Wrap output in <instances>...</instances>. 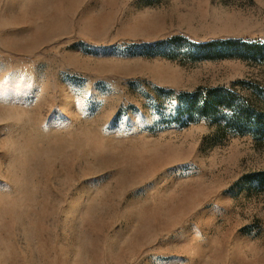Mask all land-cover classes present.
Segmentation results:
<instances>
[{"label": "rangeland", "instance_id": "rangeland-1", "mask_svg": "<svg viewBox=\"0 0 264 264\" xmlns=\"http://www.w3.org/2000/svg\"><path fill=\"white\" fill-rule=\"evenodd\" d=\"M263 111L264 0H0V264H264Z\"/></svg>", "mask_w": 264, "mask_h": 264}, {"label": "trees", "instance_id": "trees-1", "mask_svg": "<svg viewBox=\"0 0 264 264\" xmlns=\"http://www.w3.org/2000/svg\"><path fill=\"white\" fill-rule=\"evenodd\" d=\"M226 99V98H225ZM224 98L221 99V101L218 99V102H224L225 101ZM212 106V104L210 105ZM211 109H213V107H211ZM214 110V109H213ZM256 122L255 124H263L264 123V111L263 112H258V114L256 115ZM262 184L264 185V176L261 179Z\"/></svg>", "mask_w": 264, "mask_h": 264}]
</instances>
